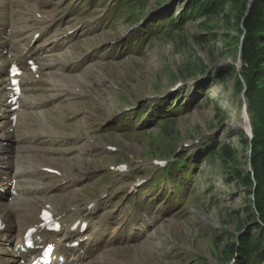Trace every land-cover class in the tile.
Here are the masks:
<instances>
[{"label": "rangeland", "instance_id": "obj_1", "mask_svg": "<svg viewBox=\"0 0 264 264\" xmlns=\"http://www.w3.org/2000/svg\"><path fill=\"white\" fill-rule=\"evenodd\" d=\"M64 2L77 5V20L99 21L102 29L74 57L109 46L113 57L120 54L75 78L83 97L55 103L56 121L49 125L78 142L66 168L73 184L61 195L82 201L78 192L88 197L108 188L114 205L121 204L130 184L159 171L156 160L182 159L185 172L174 173L183 187L179 197L164 178L142 187L144 196L163 199L166 214L154 236L131 244L139 247L136 264H264V207L256 197L258 180L249 175L258 119L241 72L247 0ZM259 45L261 52L264 42ZM255 105L264 108V102ZM71 113L76 119L66 129ZM121 120L127 129L118 127ZM121 165L124 174L117 171ZM161 192L171 194L168 201ZM118 258L136 260L133 254Z\"/></svg>", "mask_w": 264, "mask_h": 264}, {"label": "bare ground", "instance_id": "obj_2", "mask_svg": "<svg viewBox=\"0 0 264 264\" xmlns=\"http://www.w3.org/2000/svg\"><path fill=\"white\" fill-rule=\"evenodd\" d=\"M65 59V58H64ZM100 64V63H98ZM89 68V67H88ZM105 70V69H104ZM103 73V70L101 71ZM34 91L33 86L29 85V84H25L23 85V94L21 97V102H22V108L19 110V116L20 118L18 119V124L21 121V119L23 118V116L25 114H27V116L29 118H34L36 116V114L38 115V121L41 123H43V121H45L47 118L48 119H56L57 116V112L55 111H49L47 113H44L45 110L47 109H43L41 111H38L39 109V105L37 106H33V97L31 96V92ZM48 108V107H47ZM49 109V108H48ZM38 111V112H37ZM246 120L242 119V122L239 123V125L246 127ZM17 124V125H18ZM31 126L32 123H29L27 125V129L31 130ZM22 136H12V139L15 140V143L18 144L19 141L22 140ZM48 162L50 161H54L53 159H46ZM7 164L9 165L10 169H13V166L11 165V163L9 161H7ZM74 166V165H73ZM67 177L63 176V180H66ZM3 186H5L7 184L6 180H2ZM58 190H56L57 192ZM54 192V193H56ZM41 196L36 197L35 198H31L30 202L28 201H20L21 202V206L16 205V203H13L14 201L12 199H9L7 201H5V203H3L2 201V197H0V223H3V225H7V223L12 222L13 221V217L12 214L14 212H16L20 217H23V222H24V226H26V224H36L38 223L39 219H41L42 221V211L46 206H52L53 208L57 209L61 207V204L58 202V200H60L61 202L63 201H69V204H71L72 202H74V198L72 196V194L69 193V195H53L51 197H49L50 193L45 195L44 193H40ZM78 196L79 197H83V199L90 201L91 199L88 200V197L81 195L78 192ZM79 199V198H78ZM75 199V200H78ZM8 203H10L11 205L8 206ZM44 204H46V206L44 207ZM95 209V208H94ZM94 209L92 210H82L81 212L78 213V215L80 217H82L84 220L88 219L89 216L91 215V213L94 211ZM11 212H13L11 214ZM69 225L68 228H71V225L75 222L74 219H67ZM40 227V226H37ZM78 230V233L76 232ZM76 231L74 233H72L73 235L77 236V237H82L83 234L79 231V228L76 229ZM155 230L150 233L149 236L147 237H152L154 236V232ZM8 234L6 232H4V230L0 231V238L6 237ZM12 236V235H11ZM11 236L9 237L8 241L6 242L7 246L3 245V243H0V264H19V260L18 257L20 256L21 253H13L10 249H9V242L11 239ZM143 242V240L141 241ZM148 246L146 243H141V247L142 246ZM138 246V245H137ZM143 246V247H144ZM140 247V248H141ZM139 248V247H132L131 244L125 247H117L113 249V253L112 255H106L105 256V263L106 264H136V261H140V256L137 255V251H135V249ZM129 254H133L134 258L136 259L135 261L133 260H120L118 258V256L121 257H128ZM139 258V259H138ZM137 261V262H138Z\"/></svg>", "mask_w": 264, "mask_h": 264}, {"label": "trees", "instance_id": "obj_3", "mask_svg": "<svg viewBox=\"0 0 264 264\" xmlns=\"http://www.w3.org/2000/svg\"><path fill=\"white\" fill-rule=\"evenodd\" d=\"M198 1L204 5V1L211 4L218 3L220 0H196L195 3H198ZM248 2L249 0H247L244 6L241 18L243 26L246 29V34L242 41L243 57L241 72L247 85L246 95L250 109L253 110V115L258 119V124L256 123L257 125L254 128L252 170H250L249 175H254L258 180L256 197L257 199L260 198L259 204L262 211L264 207V108L261 107V111H258L255 104L257 102H264V82L261 86L259 84L262 79L264 80V65L260 64L264 59V50L259 52V43L264 42V0H254L249 9ZM250 181L249 177L245 178L246 183ZM251 183L253 184V181Z\"/></svg>", "mask_w": 264, "mask_h": 264}, {"label": "water", "instance_id": "obj_4", "mask_svg": "<svg viewBox=\"0 0 264 264\" xmlns=\"http://www.w3.org/2000/svg\"><path fill=\"white\" fill-rule=\"evenodd\" d=\"M243 102H245V100L243 99Z\"/></svg>", "mask_w": 264, "mask_h": 264}]
</instances>
